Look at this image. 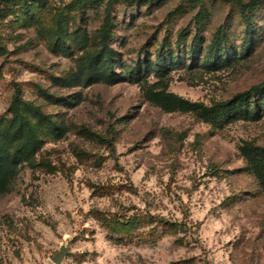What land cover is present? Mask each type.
Segmentation results:
<instances>
[{"label": "rangeland", "instance_id": "obj_1", "mask_svg": "<svg viewBox=\"0 0 264 264\" xmlns=\"http://www.w3.org/2000/svg\"><path fill=\"white\" fill-rule=\"evenodd\" d=\"M111 1L0 0V118L19 88L66 128L0 197V264H56L63 247L62 264H264V191L240 152L264 148V117L216 128L150 104L133 82L56 84L80 52H52L48 28L59 20L95 39ZM115 1L118 72L164 48L183 63L168 72V90L209 106L264 80V0L247 11L249 46L237 0ZM30 11L43 12L39 24ZM218 31L231 63L191 68L192 39L207 46Z\"/></svg>", "mask_w": 264, "mask_h": 264}, {"label": "trees", "instance_id": "obj_2", "mask_svg": "<svg viewBox=\"0 0 264 264\" xmlns=\"http://www.w3.org/2000/svg\"><path fill=\"white\" fill-rule=\"evenodd\" d=\"M133 0L128 3H137ZM260 0L248 3L237 0L239 7L246 12L244 46H249L254 27L247 11L258 7ZM112 0L104 8L103 23L95 39L79 27L73 31L69 26H63L61 21L48 28L47 47L54 53L70 56L73 49L80 52L76 69L65 78L56 80L62 87H90L96 84L115 85L120 82L139 84L145 99L152 105L167 113H192L201 121L222 128L237 120L259 121L264 117V80L250 89L235 95L233 98L206 105L189 101L168 90V72L174 66H181L179 55H167L161 49L154 61H146L130 68L128 73L116 70L119 62L113 47V30L115 24V5ZM29 9V8H27ZM33 23L40 22L43 12L30 11ZM182 39V43L186 41ZM227 35L218 31L212 42L205 46L196 35L189 47L188 56L193 67L206 69H221L231 63L226 54ZM189 67V68H190ZM154 75L156 82L150 83L147 78ZM40 96L51 104H60L63 98L55 97L45 90H40ZM66 134L63 124L46 114L40 106L24 100L22 92L16 88L10 105L8 116L0 118V197L11 192L19 177L22 166H33L47 141H57ZM242 157L255 176L259 186L264 191V148L252 143H244L240 148Z\"/></svg>", "mask_w": 264, "mask_h": 264}, {"label": "water", "instance_id": "obj_3", "mask_svg": "<svg viewBox=\"0 0 264 264\" xmlns=\"http://www.w3.org/2000/svg\"><path fill=\"white\" fill-rule=\"evenodd\" d=\"M68 254V249L66 247H63L53 258V261L56 264H62L63 260Z\"/></svg>", "mask_w": 264, "mask_h": 264}]
</instances>
